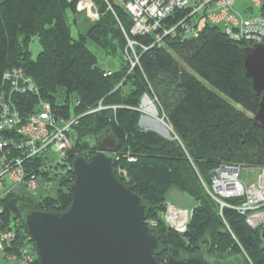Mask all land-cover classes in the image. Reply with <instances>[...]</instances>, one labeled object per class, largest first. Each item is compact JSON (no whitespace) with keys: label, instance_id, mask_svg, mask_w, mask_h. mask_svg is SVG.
<instances>
[{"label":"trees","instance_id":"16d2710c","mask_svg":"<svg viewBox=\"0 0 264 264\" xmlns=\"http://www.w3.org/2000/svg\"><path fill=\"white\" fill-rule=\"evenodd\" d=\"M77 1L0 0V108L10 99L24 117L34 112L39 101H46L58 118L77 117L68 133L69 139H75L64 161L69 165L77 153L87 158L93 154L97 137L110 132L118 148L116 178L148 202L147 219L156 223L159 243L165 247L157 261L167 258L169 248L178 257L180 252L197 254L207 242L211 254L236 252L248 264H264L261 228L251 229L232 208L239 200L223 199L229 207L219 209L205 190L221 166H264V128L251 120L260 98L244 76L240 55V48L248 45L234 42L222 27L205 22L196 27V35L170 37L164 44L152 45L150 36L131 34V17L112 0H91L100 16L83 33L75 18ZM183 15L182 10L174 11L163 24L172 25ZM34 38L40 45L36 57L29 50ZM128 39L136 43L138 62L133 68L122 58ZM88 41L117 59V70L101 68L87 48ZM19 72L36 91H13L9 75ZM143 97L158 107L170 128V139L138 125ZM87 139L95 145L89 146ZM39 162L41 158H34L33 163ZM73 180L67 169L57 180V196L42 199L36 203L38 208L65 210L72 200L67 185ZM172 191L194 202L183 234L162 220L166 196ZM23 200L9 194L0 202V232L14 233L13 241L1 250L15 260L30 242L16 211ZM33 249H28L34 254L33 263L40 264Z\"/></svg>","mask_w":264,"mask_h":264},{"label":"built area","instance_id":"2783aa9c","mask_svg":"<svg viewBox=\"0 0 264 264\" xmlns=\"http://www.w3.org/2000/svg\"><path fill=\"white\" fill-rule=\"evenodd\" d=\"M84 1L88 3L86 7L89 9L92 6L91 0ZM236 1H250V7L256 5L264 11V0H118L132 18L131 34L147 36L155 33L152 45L164 44L165 39L170 37L181 39L188 38L191 34L196 35V27L202 22L222 27L234 42H243L248 46L264 44V13L242 18L234 7ZM78 4H83V0ZM179 10L184 11L180 20L169 26L163 24L172 12ZM135 45L133 40L128 39L125 55L131 68L137 65L138 60L134 50L128 53L127 49H132ZM9 77L13 79L11 85L15 93L36 91L20 72ZM0 110V202L20 187L26 196L30 197L28 194H31L35 197L32 199L35 203L46 197H55L54 194L60 189L57 180L67 173V169L70 172L71 164L64 162L71 145L68 133L76 125L78 118L65 121L58 118L46 101H39L34 112L24 117L13 108L10 99L9 103L1 105ZM34 158H41L42 162L35 164ZM60 165L67 168L63 169ZM237 172L238 168L234 165L219 167L212 176L213 190H208L207 194L220 208L229 207L223 199L239 200L232 208L244 216L248 225L253 228L262 219L259 209L264 206V167L257 172L258 179L252 186L239 181ZM50 191H53V195ZM166 211L164 222L169 228L178 234L185 233L190 216L187 218L186 215V219H182L185 214L168 205ZM2 213L3 209L0 207V223ZM13 238L14 233L10 229L1 231L0 247L12 242ZM28 249L24 247L23 258L28 255Z\"/></svg>","mask_w":264,"mask_h":264},{"label":"water","instance_id":"95a60500","mask_svg":"<svg viewBox=\"0 0 264 264\" xmlns=\"http://www.w3.org/2000/svg\"><path fill=\"white\" fill-rule=\"evenodd\" d=\"M240 55L244 76L260 98L251 120L264 128V44L240 48ZM95 149L88 158L77 153L71 160L74 180L66 190L72 200L65 210L44 211L26 201L16 206L40 264H248L240 253L211 254L207 242L197 254L175 257L169 248L167 258L157 261L165 247L147 220L149 204L116 178V138L100 134ZM259 240L264 251V228Z\"/></svg>","mask_w":264,"mask_h":264},{"label":"rangeland","instance_id":"374dc122","mask_svg":"<svg viewBox=\"0 0 264 264\" xmlns=\"http://www.w3.org/2000/svg\"><path fill=\"white\" fill-rule=\"evenodd\" d=\"M104 1L108 2V0H104ZM112 1H113L114 4L120 5V3L118 2V0H112ZM190 1H192V2H201L202 0H189V2ZM79 2H80V0H78L76 2V4H75V8H76L75 18L77 19V23L79 24V26L81 28L80 30L83 33H85L86 32L85 28L88 25L93 24L95 21H97L99 19L100 14H99L98 7L95 5V3L93 1H91L92 6L89 9H88V7H86L88 3H86L84 0H83V4H81V5L78 4ZM250 5H252V3L250 1H244V2L236 1L234 7H235L236 11L238 13H240V16H242V18H245L246 15L249 16L250 14H256V13H259L260 14L261 13L260 7H257L256 5L250 7ZM107 7H110V9L112 11L113 8L111 6L108 5ZM71 30H72L73 33L76 32V30H74V27L73 26H71ZM154 34L155 33H151V34H148L147 36H150L152 38V36ZM134 47L135 46H133L132 49H130V48L127 49L128 50V53L131 52L132 50H134ZM87 48L93 54H95L96 59H97V62L99 63V65L101 66V68H103L105 70L106 69H109V70H112V71L117 70L118 65H119L117 59H113V58L107 56L103 51H101L95 44H93L90 41H88V43H87ZM29 50H30L31 54L33 55V57H36L38 55L37 53L40 51V45H39V43H37V40L35 38L32 39V41L30 42ZM125 53L126 52H124L123 55H122L123 61H126V55H125ZM150 103H152V101ZM155 108L157 109L156 110V112H157L156 114L157 115H155V116H153V115L152 116H149L148 114H145L143 112V109H142V106H141V116H143V118L141 119V121L139 120V124L138 125H140V128L142 127L143 129L152 131L151 125H149V122H148L152 118H156L162 124H165V122L163 120V116H161V115L159 116V114H158V112H159L158 111V107H155ZM165 125L168 128V133L170 135V128L168 127L167 124H165ZM71 139L73 141H75L74 137H72ZM86 142L89 144V146L95 145L93 143V140L92 139H87ZM259 170H260V168H246V167L238 168L237 175L239 176V181L243 182L247 186H252L255 183V181H257V179H258L257 172H259ZM21 189H23V188L22 187L16 188L15 189L16 191L13 194H15L16 196H19L21 198H25V200H23L21 202H25L26 201V202H29L30 204H32L33 206H37L34 201H31V199H33L35 197L32 196L31 194H28L30 197L26 196V193L24 192V190H21ZM211 189L212 188H211V182H210L209 186L205 189L206 190V193H207L208 190H210L212 192ZM50 193H51V195H53V191H50ZM56 194H54V195L57 196ZM166 200H167V204H166V207H165V210H164L165 212L163 214H161L163 221H164L165 213L167 212L166 211L167 205L170 208L172 207V209H174L175 211L178 212V210H180L183 213V215L185 214V216H183L182 219H186V215H187V218L190 216L191 211H192L191 209H192V207L194 205V202L192 201V199H190L189 197H187L186 195H184V194H182V193H180L178 191L177 192L176 191H172V192H169V194H167ZM219 209H221V208H219ZM259 212L262 213L261 214V218L262 219L253 228L250 225H248V223L246 222V219L244 217L246 224L251 229H255V228H259V227L260 228H264V206H260ZM148 222L150 224H152L154 227H156V223L153 220H148ZM31 244H32L31 241L30 242H27V246L25 248L28 249L30 247V248L33 249V245L31 246ZM2 246L0 248H2ZM33 251H34V249H33ZM34 253H35V251H34ZM181 253H184V252H181ZM9 258L10 259H13L14 261L19 262L20 264H34L33 262H34V258L35 257H34V254L33 253L31 254L29 252L28 255L26 256V258H23V256L22 257L20 256V258H18L16 260L14 258H12V257H9ZM6 263L7 262H4V260L2 258V254L0 252V264H6Z\"/></svg>","mask_w":264,"mask_h":264},{"label":"bare ground","instance_id":"6f19581e","mask_svg":"<svg viewBox=\"0 0 264 264\" xmlns=\"http://www.w3.org/2000/svg\"><path fill=\"white\" fill-rule=\"evenodd\" d=\"M140 104H141L142 109H143V112L145 114H148L149 116H152V115L155 116V115H157L156 114L157 112H156V109H155L154 105L152 103H150V100L147 97H144L141 100V103ZM151 120H149L148 122H149V125H151V128L152 129H155L160 134H169L168 133V128L166 127L165 124H162L156 118H152ZM211 190H213V189H211Z\"/></svg>","mask_w":264,"mask_h":264},{"label":"crops","instance_id":"0c3cea01","mask_svg":"<svg viewBox=\"0 0 264 264\" xmlns=\"http://www.w3.org/2000/svg\"><path fill=\"white\" fill-rule=\"evenodd\" d=\"M0 252L2 254V258L4 262H7L6 264H20L19 262L14 261L13 259H10L9 257L4 256V253L2 252L1 248H0Z\"/></svg>","mask_w":264,"mask_h":264},{"label":"flooded vegetation","instance_id":"af4514ba","mask_svg":"<svg viewBox=\"0 0 264 264\" xmlns=\"http://www.w3.org/2000/svg\"><path fill=\"white\" fill-rule=\"evenodd\" d=\"M181 253V252H180Z\"/></svg>","mask_w":264,"mask_h":264}]
</instances>
